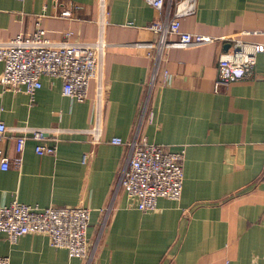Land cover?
<instances>
[{
    "label": "crops",
    "instance_id": "0c3cea01",
    "mask_svg": "<svg viewBox=\"0 0 264 264\" xmlns=\"http://www.w3.org/2000/svg\"><path fill=\"white\" fill-rule=\"evenodd\" d=\"M65 8L74 18L60 16ZM100 14L98 0H0V40L41 26L53 38L94 41ZM161 16L146 0H108L101 109L95 82L84 102L64 96L58 77L44 75L35 100L0 84V118L10 128L0 144L6 155L17 156L16 128L61 129L55 154H38L29 138L20 166L0 165V207L17 200L91 208L92 244L101 234L92 264H264V0H199L182 30L215 41L167 53L163 67L171 77L160 75L150 101L154 118L145 119L141 133L170 150L185 149L182 198H161L147 212L123 189L114 198L128 150L111 140L133 137L153 65L136 43L157 39L148 27ZM241 32H255L243 38L263 50L251 75L217 90L220 58L232 46L226 37ZM98 120L103 137L96 143L88 129ZM112 204L103 226V209ZM0 256L11 264H86L44 233L15 244L0 233Z\"/></svg>",
    "mask_w": 264,
    "mask_h": 264
},
{
    "label": "built area",
    "instance_id": "2783aa9c",
    "mask_svg": "<svg viewBox=\"0 0 264 264\" xmlns=\"http://www.w3.org/2000/svg\"><path fill=\"white\" fill-rule=\"evenodd\" d=\"M146 1L162 16L148 27L158 35L157 39L136 43L153 62L141 118L131 139L114 137L111 140L115 144L126 146L128 150L115 186L114 198L123 189L136 207L145 212L156 210L161 198L180 200L184 190L185 149L170 150L163 144L150 142L141 133L145 119L152 121L154 118L150 101L160 75H165L167 79L171 77L170 72L163 67L167 53L172 48H187L215 41L212 36L182 30V20L198 12L199 0ZM98 3L101 13L100 33L94 41L53 38L41 26L30 36L18 35L11 39H1L0 62L4 63V71L0 75V84L6 90L25 91L35 100L36 91L43 86L42 77H58L63 81L64 96L84 102L88 99L92 82H95L96 101L101 109L106 93L104 67L109 45L105 38V16L108 0H98ZM60 16L74 18L73 9H63ZM252 33L255 32H241L226 37L232 42V46L220 58L217 90L221 85L247 77L254 71L263 44L243 38L245 34ZM9 130L8 125L0 118V144ZM16 130L22 133L16 139L17 156L12 158L6 155L0 146L2 169L8 170L13 165L20 166L23 163V153L29 138L37 141L38 154L56 153L60 128L24 127ZM88 132L93 136L94 142L102 141L103 129L99 120ZM112 209L113 204L103 209V226L107 224ZM90 222L91 208L84 205L41 207L15 200L0 207V233H4L11 243H17L21 236L28 233H44L50 237L54 247L67 249L70 257L82 258L86 260V264L94 262L101 236L99 234L92 244L88 236ZM0 264H11L10 257L0 256ZM225 264L231 262L228 260Z\"/></svg>",
    "mask_w": 264,
    "mask_h": 264
}]
</instances>
